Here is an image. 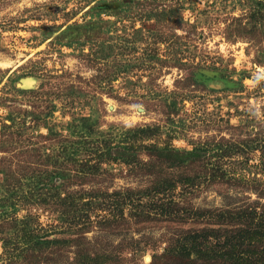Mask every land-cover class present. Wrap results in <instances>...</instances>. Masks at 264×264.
I'll list each match as a JSON object with an SVG mask.
<instances>
[{"label":"rangeland","instance_id":"374dc122","mask_svg":"<svg viewBox=\"0 0 264 264\" xmlns=\"http://www.w3.org/2000/svg\"><path fill=\"white\" fill-rule=\"evenodd\" d=\"M255 1L0 0V264H177L166 250L187 231L238 226L209 211L261 212L264 151L249 146L264 142ZM140 126L152 131L137 142L162 152L131 145ZM86 133L90 148L109 141L96 175L75 161L97 163L84 145L74 153ZM132 158L155 165L130 168ZM179 174L196 184L154 197L178 215L106 206ZM70 191L88 201L61 206L55 195ZM31 232L51 241L30 250Z\"/></svg>","mask_w":264,"mask_h":264},{"label":"trees","instance_id":"16d2710c","mask_svg":"<svg viewBox=\"0 0 264 264\" xmlns=\"http://www.w3.org/2000/svg\"><path fill=\"white\" fill-rule=\"evenodd\" d=\"M255 3V11H257L259 14L263 13L262 7L264 8V0H257L255 1ZM78 120L79 123L75 124V126L77 127L74 128V131L82 132L85 127L88 128L90 126L88 124L91 122V115L89 114L80 116ZM48 131V135L50 136L53 134V132L56 133V131L51 130V128H49ZM88 131L90 134L93 133L90 130ZM150 131L152 130L145 126H140L135 129H132V132L135 135L134 138L136 139L134 140V142H132L131 145L136 147L137 149H143V147L153 148L154 150L159 149L162 152V150L165 148H159L157 144H142L137 142L139 138L143 140L142 138L146 137V135H149L148 133ZM83 135L86 136H81L82 139L74 141V143H76V146H78V144H80L79 146L84 145V150L87 151L85 154H89L91 155V157L95 156L97 163L92 165L90 164V158H79L78 156H76L75 161L81 163L82 166L86 167L82 168L83 172L96 175L98 174L100 169L99 164L105 162L107 158L111 157V152L109 151V149H106V143L109 141H106V139H102L101 142L96 144L97 146H92L90 148V139H85L89 135L87 133ZM257 141V138H253L249 145L250 149H254L259 144L261 145V149L264 151V142ZM79 146L74 149V153L80 152ZM173 159L181 160L180 156H178L177 154L171 155V157L169 158V161L172 160L171 165H175ZM130 161H133L134 163L130 164V168H139L143 170L147 169L151 171L149 167H153L155 165L151 161H136L134 160V158L130 159ZM179 175L177 177L178 180L159 177L158 180L155 179L154 185L151 187V189H145L146 191L138 190L136 191L137 194L135 193V191H128L126 194L120 191L115 192V195H112V200L106 202V206L112 207V211H114L118 208L122 209V206L124 207L125 205H130L132 208L135 209L134 215L143 217L144 219H147L148 215L152 214L153 211H158L160 214L163 215L169 214V216L178 215L174 207L171 206V208H169V206L165 205L161 197H158V200L154 197L159 196L161 194L164 195L168 193L169 190L174 189L177 185V181H180L183 188H186L189 185L196 184V180L182 177V174ZM92 193H94V191ZM55 196H58V199L64 202H59L61 206L73 204L74 207H78L77 204H79L80 201L84 202L83 199L86 198V201H88L87 197H84L82 193L80 195H77L76 191L66 192L64 193V195H61L59 193ZM261 208V212H258L257 207H254V205L250 207H239L238 210L235 211V214H233L232 211L228 210L227 208L222 210H215L214 212L209 211V213H207L206 215H213L215 217H218L222 221H234L236 219H239L238 222H235L238 226H234V228L230 229L220 227L205 228V231H202V235L198 234V232H196L195 230L190 232L187 231L188 233L178 238L175 241V244L171 245L166 251L174 253V256L178 258L177 264H217L220 263V260L230 261L231 264H264V203H262ZM184 214H187V212L185 211ZM197 214L202 216L204 215L201 212H197ZM69 215L71 217L70 223L72 224V226L79 223V221H83L81 218V216L83 215L79 212L76 215L74 213L72 215ZM116 215H122L123 217L122 210L119 213H113V216ZM240 220L241 222H239ZM31 233L29 237L30 240L32 239V244L28 247L30 250H33L36 247H39L40 245H43L46 242H49L50 240L38 239L33 233ZM211 237L213 239L215 238V240H211ZM192 253H196V256L202 259V262H198L195 258L189 259ZM33 256L34 255L30 256V264L37 263ZM109 258L110 257L107 256L106 260ZM220 264H222V262Z\"/></svg>","mask_w":264,"mask_h":264}]
</instances>
